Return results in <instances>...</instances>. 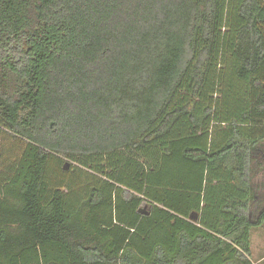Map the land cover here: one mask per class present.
<instances>
[{
	"label": "trees",
	"instance_id": "1",
	"mask_svg": "<svg viewBox=\"0 0 264 264\" xmlns=\"http://www.w3.org/2000/svg\"><path fill=\"white\" fill-rule=\"evenodd\" d=\"M264 0H0V264H255Z\"/></svg>",
	"mask_w": 264,
	"mask_h": 264
},
{
	"label": "rangeland",
	"instance_id": "2",
	"mask_svg": "<svg viewBox=\"0 0 264 264\" xmlns=\"http://www.w3.org/2000/svg\"><path fill=\"white\" fill-rule=\"evenodd\" d=\"M253 255L252 259L256 263L264 257V226L253 231ZM262 264H264L262 262Z\"/></svg>",
	"mask_w": 264,
	"mask_h": 264
},
{
	"label": "crops",
	"instance_id": "3",
	"mask_svg": "<svg viewBox=\"0 0 264 264\" xmlns=\"http://www.w3.org/2000/svg\"><path fill=\"white\" fill-rule=\"evenodd\" d=\"M251 242H253V232L251 235ZM252 255H253V244H252ZM262 262L264 263V257L261 258L258 262H256L255 264H262Z\"/></svg>",
	"mask_w": 264,
	"mask_h": 264
}]
</instances>
